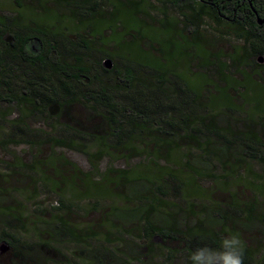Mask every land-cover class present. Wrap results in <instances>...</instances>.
Masks as SVG:
<instances>
[{"label": "rangeland", "instance_id": "rangeland-1", "mask_svg": "<svg viewBox=\"0 0 264 264\" xmlns=\"http://www.w3.org/2000/svg\"><path fill=\"white\" fill-rule=\"evenodd\" d=\"M168 1L177 2L178 0ZM82 2H86L88 10L84 6L80 7ZM76 3L75 11L78 18H85L99 6L98 0H76ZM99 3V10L89 19L81 21V24L74 20L72 15L64 14L62 16L64 20L60 22L62 28H73L74 32L91 33L90 36L98 45L105 48L111 46L118 53L133 56L140 69L156 68L166 74V83L170 86L169 88L175 86L180 96L189 91L193 97L192 100L205 99L203 110L209 115H237L230 120L219 118L215 122L217 127L222 129L227 126L231 129L239 127L238 129L243 132L240 124L232 121L238 119L239 123L251 121L264 130V64L260 72L251 75L253 63L249 58L253 55L252 47L264 51V29L251 30L253 37L247 44L226 35L223 40L220 39L217 42L214 36L218 32L223 34L222 28L224 30L226 28L222 27L224 25L221 24L222 22L217 23L213 17L208 16L198 25V32L206 40L204 49L207 51H205L201 42L189 40L181 33L180 30L188 34L184 31L182 24L185 18L190 17L192 10L180 8L182 6L180 2L172 4L167 3L166 0H100ZM148 3H150L149 16ZM192 6L195 7V5ZM48 7L58 10V7L52 3ZM15 8V0H0V13L3 10L9 12ZM59 10L62 13L66 12L65 8ZM49 16L56 21L60 15L52 11ZM224 16L228 17L226 14ZM37 21L41 23V26H48L44 24L46 23L44 18L37 17ZM155 22H165L166 26L169 23L170 28L164 30L154 28L152 26L159 25ZM53 23L49 26L53 31H58ZM217 37L221 38V35ZM241 47H245L248 51L246 59L249 66L246 69L244 68L246 63L236 53ZM239 53L243 54L241 49ZM236 65H239L237 67L239 69L233 74L229 68H235ZM204 67L216 68L221 76L217 78L213 75L212 79L209 78L203 72ZM100 80L107 86L113 87L116 78L107 80L100 78ZM172 88L171 95H175ZM123 94L124 92H121V97ZM150 95L152 94H147L141 89L133 98L136 105H141L139 109L144 112L148 110V113L150 110L146 103L157 100L164 104L162 95H153V98H150L152 97ZM143 105L146 106L145 109ZM120 106L123 113L124 107L128 106L123 98ZM76 108L79 109V107ZM104 113L103 109H99L100 115ZM69 115L76 122L78 120L87 123L89 120L88 116L79 110H73V113ZM152 116L160 118L162 114L157 113ZM64 120H69V117ZM4 123L7 127H11L17 125L18 121L7 119ZM30 125L33 127V122H30ZM54 125L59 129L65 128L61 123H54ZM125 128L128 127L125 126ZM259 128H255V134L260 139H264V133ZM138 136L139 138L132 135L131 138L119 143V147L123 150L131 151L136 148L133 156L131 152L121 150H107L105 154H100L101 148L94 138L68 137L57 133L55 136L45 137L46 140L41 145L51 146L49 139L59 140V142L69 140L74 145L69 147L57 144L51 152L46 148L41 155H36L35 159H30L27 154H22L19 149V151L16 150V145L6 142L8 138L11 139L10 137L0 136V239L11 243L14 248L20 245L40 246L53 241L52 244L46 245V249H43L40 255L30 253L27 248L23 249L25 251L23 255L31 256V258H24V264H168L171 262L169 253L165 257V253L155 246L143 250L146 247L143 239L149 231L145 211L142 216L133 218L136 224L132 221L135 214L131 216V219L127 217V214L123 216L120 213L123 217L118 215L120 210H130L129 214H132L131 210L138 208L139 205L124 202L118 199L117 195H124L130 190L128 198L133 202H140L138 198L141 190H145L144 193L150 195L152 189L154 191L153 194L151 193L152 200L161 198L160 200L164 203L152 215L151 222L155 227L162 228L173 220L180 229L190 228L198 219L196 216L185 214L186 207L188 212L192 209L196 214L201 213V208L204 207V215H200L204 226L213 233L222 235L221 240L238 235L243 241L244 250L251 252V260L248 264H260L264 260V245H262L264 164L235 153L231 155V158L237 162L228 164L227 172L223 175L225 170L222 166L218 167L217 163L196 158L203 153L201 152V149H204L203 144L201 149L191 153H187L186 150L178 152L170 151L166 141L155 146L147 142L148 133L138 131ZM101 137V144L109 146L116 144L115 136L102 135ZM14 139L16 136L12 137V140ZM205 141L211 145L219 144V140L211 136H207ZM143 143H145L144 151L140 150ZM165 152L176 154L168 159ZM224 155L222 153L223 158L226 159L224 161H228ZM145 167L153 168L145 170ZM45 169H48V172H44ZM200 169L205 170L204 179L198 181L196 186ZM143 171L146 175L142 173ZM125 172L129 173L123 178V188H128L122 191L121 189L111 191V194L107 196L111 186L120 184L119 178L115 177L117 175L123 177L122 173ZM189 172L191 175L187 179L186 174ZM168 174L174 177L173 180ZM224 176L225 179H223ZM161 178L162 182H159ZM174 183H183L182 190L178 193ZM160 185L163 188L161 190L163 196L159 194ZM59 200L67 204L62 207ZM152 200L144 199L145 207H155ZM91 201H97L98 205L93 208L94 203ZM190 205L191 208L188 207ZM221 205L224 208H221ZM252 208L254 214H252ZM221 210L223 213L229 211H227L228 221H222L224 215ZM159 211L164 214L161 215ZM206 212L208 216L205 215ZM234 213L239 216L237 217ZM230 215L234 217L232 222H229ZM211 216L214 218H210ZM60 220L63 221L60 222ZM66 227L73 235L65 232ZM208 229L201 228L189 232L188 245L222 251L223 241ZM89 234H94L95 238H90V242L87 240L84 245L79 242L80 236L88 235L86 238H89ZM124 240L126 243H123ZM50 245L58 252L52 253L54 259H51L53 250ZM98 246L104 249L98 250ZM260 247H263L262 251L258 250ZM97 252L99 253L96 254ZM245 255L246 259L249 258V255ZM44 256H49V260L53 262ZM0 262L8 263L9 261L2 257ZM172 264H189V262H186L181 254L174 257Z\"/></svg>", "mask_w": 264, "mask_h": 264}, {"label": "trees", "instance_id": "trees-1", "mask_svg": "<svg viewBox=\"0 0 264 264\" xmlns=\"http://www.w3.org/2000/svg\"><path fill=\"white\" fill-rule=\"evenodd\" d=\"M243 1H245V3L241 5L242 0H178L177 2H169L168 0H166L167 3H172V4H177L178 2H180L182 5L180 8L182 9L188 8L192 10V14L190 15V17L185 18V22L182 24V27L185 28L184 31H186L188 34H184L182 30L180 31L184 35L185 38L196 41V42H201L203 50H205L204 45H205L206 40L198 32V29H199L198 25L202 19H206V17L208 16L213 17L217 23L222 22L221 24H224L222 27L226 28V30L222 28L223 34L221 32H218L217 35L214 36L215 37L214 40L217 42H219L218 40L220 39L223 40L225 37L224 35H226L227 37L233 36L236 40L243 41L244 44H247L253 37V34L250 32L251 30L259 31L261 29H264V23L261 26L257 24L258 18L259 19L264 18V0H243ZM148 4H149L148 5V16H149L150 3ZM179 4H178V7H179ZM192 5H195V7H193ZM80 6L81 7L84 6L86 9L87 7L86 2L85 3L82 2ZM96 11L88 13L89 17L92 14H95ZM65 14L72 15V18L75 20H77L78 18V16H76L77 11H75V9H69L68 12ZM225 14L228 17H225L224 16ZM0 16H4V15L0 14ZM153 19H154V16H153ZM155 23L159 25L158 26L150 25V26L160 29V30L170 28L168 25L169 23L167 24V26L165 22L163 23L155 22ZM39 25L40 27L37 32L40 33L44 39H48L51 35L58 32L57 30L53 31L51 26H49L48 28L47 26H41V23H39ZM6 31L8 32L10 31V33L11 32L16 33V31H13L12 29L6 30L5 24H1L0 22V32L2 33ZM218 35H221V38H218L217 37ZM96 43L97 42L94 41V38L91 37V48L92 49L94 48V45ZM3 46L5 48H3ZM2 48L5 50L8 48V46L2 44ZM240 49L242 50L243 54L239 53ZM252 49L254 50L253 53H255L257 50L256 48L254 49V47H252ZM238 50L239 52H236L237 55L239 56L240 59L244 61V63H246V67H247L248 66L247 65L248 61L246 59V52L248 53L247 49L245 47H241ZM0 52H1V49H0ZM105 52L107 56L111 57L115 61L116 66L118 68H112L111 70H105L103 68H99V69L100 70L102 69V71H104L105 74H107L105 77H103L105 80L113 78V77L116 78L117 82L115 81L113 87L107 86L106 83H104L98 78V76H91V77L87 76L89 77V81L87 83H83L82 79H80L79 81L76 80L74 82L73 90L71 91L67 86V79H68V76L70 75V74L68 75L69 72L67 68H0V104H2V106H0V113L2 114V116H4V111H6L7 113L6 115L10 113V111L5 110L3 108L4 107L3 102L6 103L7 98L14 100L12 97H14L15 101L17 102L16 107L20 109H22L21 107L24 108L26 105H29V103H31L32 101L33 102L35 101V103H38V106L41 107V109H43L44 106L46 107V104L51 103V99L50 101L48 99H45L47 98V96L48 98L49 97L53 98L54 101L57 98H62V97H67V96L74 97L75 99L80 98V97L82 99L90 98V101L94 102L96 106L98 107L96 108V110L102 109L101 107H103L105 111H108V115L105 113V116L106 117L108 116L109 119H107V121L111 128H115L117 122L118 123L122 122V127H120V131H118V133L115 135V137L117 138L115 142L116 144H114L113 146L101 144L102 137H94L96 144L101 148V151H99L100 154H105L107 150H121L123 152H131L132 155L134 156L135 154L134 150H136V148H134L131 151L123 150L119 147V143L125 139L131 138L132 135L137 136L138 131H139V132L148 133L147 142L152 143L154 146L155 144H158V143L160 144L161 142L166 141L168 143L167 147L170 151H178V152L181 151L182 152L186 150L187 153H191V152H194L195 150L201 149V145L203 144L204 149L203 150L201 149V152L203 151V153L196 156V158L199 157L206 161L217 163L218 167L222 166L223 169L225 170L223 171L224 172L223 175H225L227 172L228 164H230L231 162H237L236 160H232L231 158V155L235 153L238 155L244 156V157H248L249 160L255 159L264 164V150H263L264 149V139H260L257 136V134H255V128H259L255 123L251 121L248 122L247 120L246 122L239 123L238 119L232 120L240 124L239 126L242 127V129L244 130L243 132H241L238 129L239 127L238 128L235 127L233 129L229 128V126H227L224 129L219 128L215 124L216 120H218L219 118H226L230 120L236 117L237 115H234V116H231V115L229 116L221 115L220 116L218 114L209 115L207 112H204L203 110L205 99H202V101H196L195 99L192 100L193 97H191V93L189 91H186L184 95L180 96L175 86L174 88L171 87L172 90L175 91V95H171V91H170L171 88H169L170 86L166 83V74L158 71L156 68H142V69L138 68L136 65V60L133 56L130 57V56H125L122 53H118L117 50H115L111 46L106 47ZM208 53L214 54L210 51H208ZM249 53H250V50H249ZM237 67H239V65H236L235 68H229L230 72L233 74L236 73L237 70L239 69ZM78 69L79 68H75L74 70V73L76 75L78 74ZM92 71L93 69L91 71L88 70L89 73L87 74L89 75ZM203 72L211 79L213 75H216L217 78L221 76L220 71L216 70V68L204 67ZM256 73L257 72L255 70H251L250 74L254 75ZM7 84L8 85L11 84V87H16V86L18 87L15 89V92L7 93V89H8ZM141 89L144 90V92L147 94L149 93L152 94L150 95L152 96L150 98H153V95L154 96L162 95L164 97V104L161 101L154 100L152 102L146 103L147 107L150 110L149 113H148V110L145 112L144 110H140L139 107L141 105H136L134 103L133 98H135V96L138 94V92ZM40 90H42L43 93H41L42 91L40 92ZM19 92H21V94ZM121 92H124L122 97H121ZM3 97H7L5 101H3ZM115 98H119L120 99L119 102L121 104H122V98H123L126 102V105H128L127 107H124L123 115L121 114L122 121L120 120V116L115 115V112H114L116 111L115 102H114ZM79 102H83V104H85L84 102H86V99H84V101L79 100ZM88 106L93 107V105L91 104H88ZM119 107H120V104H119ZM143 107L144 109L146 108L145 105H143ZM157 113H161L162 117L155 118L152 116V115H156ZM123 120H124V126H123ZM125 126H127L128 128H125ZM248 127L249 129H247ZM259 130L264 133V130H262L261 128H259ZM134 131H136V133ZM2 132L4 133V128L2 126V121L0 120V136L6 137L2 134ZM179 134H181V136ZM207 136L216 138L217 140H219V144L218 143L212 144V145L208 144V142L205 141L207 140ZM8 137H10L11 139L8 138L6 142H8L11 145H14L17 139L12 140L13 135L8 136ZM29 139L31 138L28 137V140ZM45 140H46L45 137H43V141ZM57 144L61 146L72 147L71 145H73L74 143L69 140L64 141V142H59L58 140L56 145ZM81 147H84V146H81ZM144 149L145 147L143 148L142 146H140V150L144 151ZM169 152H165V154L168 157V159H171V157L175 156L176 153L175 152L169 153ZM139 153L141 154V152ZM222 153L225 154L224 156L227 157L228 161H224L226 159L223 158ZM38 154L41 155L42 152ZM187 158L188 157L186 155V159ZM32 159H35V156ZM187 161L189 162V160ZM30 165L32 167L31 162H30ZM148 168L152 169L153 167H145V170ZM44 172H48V169H45ZM204 172L205 170L200 169V175H198L199 178L196 180V186H198L197 184L198 181L200 180L202 181V179H204L203 177ZM128 173L129 172L122 173L124 174L123 177L120 175H117V177H115V178H119L120 184L119 186H111L109 188L110 192L107 196L111 194V191L120 190V189L122 191V190H125V188H128V187L123 188V182H124L123 178H125L127 176L126 174ZM142 173L145 174L144 171ZM148 175H149V172H148ZM190 175H191L190 172L189 174H186V178L188 179ZM72 176L75 177V175H72ZM168 176H171L173 180L174 177L172 175L168 174ZM223 179H225V176ZM223 179H220V180L222 181ZM159 182H162V178H161V181ZM182 184L183 183L181 184L174 183L175 187L177 188L176 189L177 193L182 190ZM162 189L163 188L160 185L159 194L161 196H163V192L161 191ZM144 192L145 190L142 189L139 194L138 199L140 202H133L132 200L128 198L130 194V190L128 193L124 195H120V194L117 195L116 197L124 202L138 203L139 205L138 208L136 207L134 210H131L132 214H129L130 210H120L118 214L119 217H123L127 214V217L131 219V216L135 214L132 217V221H134V223L136 224V220H133V218L135 216L137 217L138 215L142 216L145 211L147 215L145 220L147 223H149V231H148V235H146V238H144L143 240H145V242H148L150 236H152V234L156 230L159 229L160 233L164 235L170 242V247L167 249L157 248L159 251L162 250L165 253V257L168 253L170 254L168 257H170L171 262H169L168 264H172L174 257L177 255H181V254H183V256L185 257L186 262H189V264H192L190 257L198 249V247L195 248V247L189 246L187 236L189 232L195 229H201V228L208 229L204 226V222L200 220V218L202 217L200 215L201 214L204 215V211H205L204 207L201 208L202 212L199 214L194 213L192 209H191V212H188L187 207H186L185 214H188L194 217L196 216L198 219L195 225L190 228L180 229L175 225L173 220L162 228L155 227L153 223L151 222L152 215L154 212L157 211V208L160 209L159 207H161V204H164V203L162 200H160L161 198L152 200L151 193L153 194L154 192L152 189H151L150 195L145 194ZM185 197H182V198H185ZM144 199L152 200L155 207L154 206L153 207L151 206L150 208H148V206L145 207L146 205L143 202ZM59 202L61 203L62 207L67 204L64 201L61 202V200H59ZM91 202L94 203L92 206L93 208L98 205L96 204L97 201L95 202L91 201ZM222 206L223 205H221L220 207L224 208ZM188 207L191 208V205ZM68 209H71V207H68ZM100 209H105V208H100ZM222 211L223 210H221V212ZM227 211L226 213L222 212L224 215V219L222 221L227 220ZM212 212L216 213L213 210ZM120 213L123 214V216ZM160 214L162 215L164 213L160 212ZM234 214H237V213H234ZM252 214H254L253 208H252ZM165 215L168 216L167 213H165ZM205 215L208 216L207 212ZM238 216L239 215L237 214V217ZM210 218H214V216H211ZM233 218L234 217L231 216V219L229 220V222H232ZM61 221L63 220H60V222ZM60 222L58 223L59 226L61 225ZM66 228H67V231L65 232H69L70 235H73V233L70 232L69 228L68 227ZM60 231L62 230L60 229ZM122 231L124 232V230ZM209 231L214 236L219 237V239L221 240L220 236L222 235L213 233L211 230ZM89 235H90L89 238H86V236L88 235L80 236V237L77 236L80 239L79 242L80 243L82 242V244L84 245L85 243H87V240L90 242V238H95L94 234H89ZM1 242H6V241L0 239V243ZM52 243L53 241H51L50 243H45V244L43 243L40 246L25 247L23 245H20L17 248H14L11 246L12 244L8 242L7 244L11 246L12 252L8 254L9 252L8 251L6 254L0 256V258L2 259V257H4V259L7 262L8 261L9 262L8 263L0 262V264H24L23 262L25 261L24 258H31V256L28 257L27 254H25L26 256L23 255L25 252L23 251V249L27 248L29 249L30 253L31 252L36 253V254L38 253L40 255L42 250L46 249V245H49ZM123 243H126V240H124ZM262 245H264V238H263ZM10 246H9V250H10ZM100 247L101 246H98L97 249L98 250L104 249L103 247L102 248ZM150 247L151 245H149L147 248H143V250L145 251L149 249ZM202 247H199V248H202ZM50 248L53 250L51 251V259H54L53 258L54 254L52 253H58V252H56V250H54L51 247V245H50ZM262 249L263 247L258 248L259 251H262ZM221 250L223 251L222 248ZM94 252L95 251H93V253ZM98 253L99 252H97L96 254ZM245 254L249 255V258L246 259ZM48 257L49 256H44V258L49 260ZM250 260H251V252L249 250L248 251L244 250L243 264H248ZM49 261L53 262V260H49ZM122 262L125 263V261H122ZM135 262L138 263L137 261ZM260 264H264V260Z\"/></svg>", "mask_w": 264, "mask_h": 264}, {"label": "flooded vegetation", "instance_id": "flooded-vegetation-1", "mask_svg": "<svg viewBox=\"0 0 264 264\" xmlns=\"http://www.w3.org/2000/svg\"><path fill=\"white\" fill-rule=\"evenodd\" d=\"M51 3L56 5L58 10L49 8L48 6ZM244 3L245 1L242 0L241 5ZM15 4L16 8L14 10L12 9L9 12L3 10L2 13H0L1 15L8 14L0 16V22L1 24H5L6 30L12 29L16 31V33H10V31L0 32V68H67L69 72L68 75L70 74L67 79V86L71 91L73 90L76 80L79 81L82 79L83 83H87L89 81V77L87 76H98L99 79L105 77L107 74L99 68L105 69L103 62L106 60L112 62L111 69L118 68L115 61L107 56L105 47L96 43L94 48H91L90 33H75L73 28H62V24L60 23L64 20L62 16L67 13L69 9H75L77 5L76 0H15ZM98 4L100 6L99 0ZM99 6L97 10H99ZM63 8L66 10L65 13L59 10ZM48 11L49 13L56 11L60 16L55 21L50 18ZM37 17L44 18L46 21L44 24H48V28L49 25L55 21L53 24L57 27L58 32L51 35L48 39H44L41 34L37 32L40 27V22L37 21ZM88 17L89 14L84 19L77 18V21L81 24V21L87 20ZM71 23L74 26V21ZM1 43L7 45L8 48L4 50L3 48L5 47L3 46L2 48ZM253 52L254 50L252 49V53ZM246 54L248 53L246 52ZM259 57L263 58L264 64V51L262 49H257L256 52L249 57L253 63V68H251V70H255L256 72H260L263 66V64L260 66L256 61ZM247 65L249 66L248 63ZM75 68H79L77 75L74 73ZM244 68L246 69V65ZM92 69L95 70L88 75V70L91 71ZM7 87V93H11L15 92L18 86L11 87V84H7ZM41 91L42 90H40V92ZM19 93L21 94V92ZM41 93H43V91ZM6 98L7 97H3V101H5ZM12 98L14 100L7 98L6 103L3 102V108L10 111L8 115H6L7 113L4 111V116L0 117L4 128V135H6V137L11 135H13V137L16 136L17 141L14 144L17 146L16 150L19 149L22 154H27L30 159L36 156V154L43 152L46 148L51 152L52 148L56 145V140L49 139L52 145L43 147L41 145L43 137H52V135L55 136L57 133L67 135L68 137L76 136V138H94L101 137L102 135L115 136L118 131H120V127H122V122H117L116 127L111 128L107 121L109 118L105 116V113L108 115V111H105L104 108L101 107L105 113L100 115L99 110H96L98 107L94 102L90 101V98H84L86 102L83 104V102H79V100L84 101L81 97L75 99L74 97L67 96L57 98L54 101L53 98H48L47 96L45 99L49 101L51 99V103L46 104V107L44 106L43 109H41L35 101H32L29 105H26L24 108L21 107L22 109H20L16 107L17 102L15 98ZM114 100L116 108V111H114L115 115L120 116V120L122 121L121 114L123 115V113L121 106L119 107L120 99L115 98ZM88 104L93 105V107H89ZM76 107H79V109ZM73 110L84 112L88 116V122L73 121L69 115L73 113ZM68 117L69 120H64ZM7 119H12L13 121L17 120L18 124L7 127L4 123ZM30 122H33V127H31ZM54 123H61L65 128L59 129L55 127ZM26 137H30L31 139H24ZM137 137L139 138L138 135ZM144 144L145 143L141 145L143 148L145 147ZM151 146L154 147L153 145ZM149 245L155 246L156 248L167 249L170 247V242L158 229L150 236L144 248H147ZM11 252L10 246L8 254Z\"/></svg>", "mask_w": 264, "mask_h": 264}, {"label": "clouds", "instance_id": "clouds-1", "mask_svg": "<svg viewBox=\"0 0 264 264\" xmlns=\"http://www.w3.org/2000/svg\"><path fill=\"white\" fill-rule=\"evenodd\" d=\"M223 251L209 247L198 248L190 257L192 264H243L244 244L238 235L222 242Z\"/></svg>", "mask_w": 264, "mask_h": 264}, {"label": "water", "instance_id": "water-1", "mask_svg": "<svg viewBox=\"0 0 264 264\" xmlns=\"http://www.w3.org/2000/svg\"><path fill=\"white\" fill-rule=\"evenodd\" d=\"M263 23H264V18L263 19H259V18L257 19V24L259 26H261ZM256 61L259 65L263 64V58L262 57L257 58ZM103 66L105 69L110 70L112 67V62L109 60H106L103 62ZM8 251H9L8 244L6 242H1L0 243V256L6 254Z\"/></svg>", "mask_w": 264, "mask_h": 264}]
</instances>
